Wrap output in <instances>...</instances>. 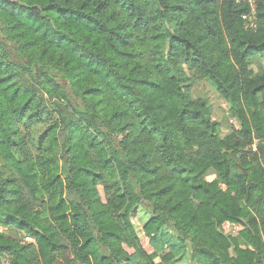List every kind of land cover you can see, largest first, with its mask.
I'll list each match as a JSON object with an SVG mask.
<instances>
[{"label": "clouds", "instance_id": "1", "mask_svg": "<svg viewBox=\"0 0 264 264\" xmlns=\"http://www.w3.org/2000/svg\"><path fill=\"white\" fill-rule=\"evenodd\" d=\"M0 264H264V0H0Z\"/></svg>", "mask_w": 264, "mask_h": 264}]
</instances>
